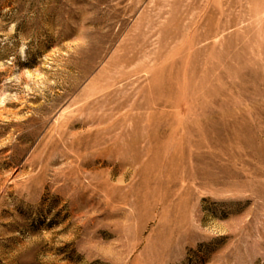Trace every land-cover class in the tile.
Instances as JSON below:
<instances>
[{"label":"rangeland","instance_id":"374dc122","mask_svg":"<svg viewBox=\"0 0 264 264\" xmlns=\"http://www.w3.org/2000/svg\"><path fill=\"white\" fill-rule=\"evenodd\" d=\"M0 264H264V0H0Z\"/></svg>","mask_w":264,"mask_h":264}]
</instances>
